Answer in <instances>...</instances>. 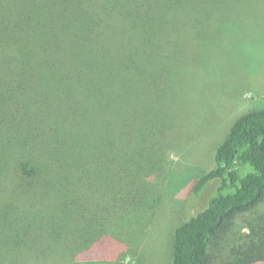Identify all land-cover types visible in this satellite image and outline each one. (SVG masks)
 Instances as JSON below:
<instances>
[{
	"label": "trees",
	"instance_id": "trees-1",
	"mask_svg": "<svg viewBox=\"0 0 264 264\" xmlns=\"http://www.w3.org/2000/svg\"><path fill=\"white\" fill-rule=\"evenodd\" d=\"M180 2L0 0V250L56 247L76 264L139 243L151 187L166 185L161 149L181 131L168 46L187 35ZM214 180L206 206L175 227L170 264H208L213 244L261 263L264 221L237 245L232 229L264 204V109L236 119L186 195Z\"/></svg>",
	"mask_w": 264,
	"mask_h": 264
},
{
	"label": "rangeland",
	"instance_id": "rangeland-1",
	"mask_svg": "<svg viewBox=\"0 0 264 264\" xmlns=\"http://www.w3.org/2000/svg\"><path fill=\"white\" fill-rule=\"evenodd\" d=\"M172 11L188 27L185 37L168 45L170 73L177 81V103L171 111L181 131L171 134V144L161 149L166 187H151L155 206L134 226L141 231L139 243L121 251L114 262L107 259L111 251L101 246L96 252L83 251L76 255V264H170L175 227L206 206L219 182H209L196 196L186 195V189L214 166L215 151L236 119L264 109V0H181ZM243 219L249 226L232 229L235 244L242 242L241 234L250 233V226L253 236L260 229L264 204ZM41 247L31 253L1 249L0 264H35L33 257L43 264H61L56 247L40 254ZM218 252L211 245L208 264L239 263L234 253L223 258Z\"/></svg>",
	"mask_w": 264,
	"mask_h": 264
}]
</instances>
